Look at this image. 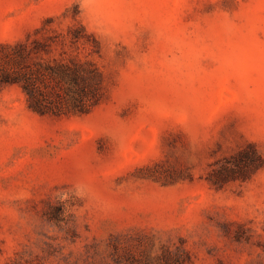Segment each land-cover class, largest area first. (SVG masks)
<instances>
[{
  "label": "rangeland",
  "instance_id": "obj_1",
  "mask_svg": "<svg viewBox=\"0 0 264 264\" xmlns=\"http://www.w3.org/2000/svg\"><path fill=\"white\" fill-rule=\"evenodd\" d=\"M18 50L100 102L32 110ZM0 264H264V0H0Z\"/></svg>",
  "mask_w": 264,
  "mask_h": 264
},
{
  "label": "trees",
  "instance_id": "obj_2",
  "mask_svg": "<svg viewBox=\"0 0 264 264\" xmlns=\"http://www.w3.org/2000/svg\"><path fill=\"white\" fill-rule=\"evenodd\" d=\"M30 55L26 50L13 53L16 64L12 71L5 72L4 81L21 85L32 110L41 114L81 113L100 102L103 75L98 67L80 60L56 61L58 68L50 63L31 65L27 61ZM57 87L63 94H54Z\"/></svg>",
  "mask_w": 264,
  "mask_h": 264
}]
</instances>
